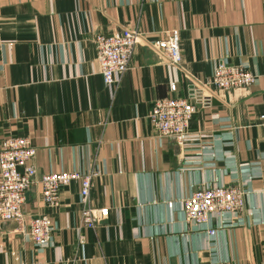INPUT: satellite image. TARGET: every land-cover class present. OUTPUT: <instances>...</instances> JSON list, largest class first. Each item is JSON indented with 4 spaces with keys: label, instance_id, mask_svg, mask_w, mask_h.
<instances>
[{
    "label": "crops",
    "instance_id": "obj_1",
    "mask_svg": "<svg viewBox=\"0 0 264 264\" xmlns=\"http://www.w3.org/2000/svg\"><path fill=\"white\" fill-rule=\"evenodd\" d=\"M125 27L143 39L106 84L93 38ZM172 31L177 65L152 46ZM217 60L244 66L255 83L215 88ZM167 97L195 106L184 143L158 136L148 119ZM263 110L264 0H0V146L28 137L38 176L97 170L91 204L109 208L84 227L78 181L56 206L34 183L23 224L0 222V264H264ZM228 185L246 192L239 212L186 222L185 197ZM38 215L52 225L43 246L27 235Z\"/></svg>",
    "mask_w": 264,
    "mask_h": 264
},
{
    "label": "built area",
    "instance_id": "obj_2",
    "mask_svg": "<svg viewBox=\"0 0 264 264\" xmlns=\"http://www.w3.org/2000/svg\"><path fill=\"white\" fill-rule=\"evenodd\" d=\"M143 39L136 29L128 27L110 34H96L93 38L95 58L99 73L106 84L116 81V74L129 69L135 46ZM154 49L171 65L181 61L178 32L172 31L165 38L152 43ZM257 76L238 64L217 60L210 84L219 90L240 88L255 83ZM191 96L194 97L192 90ZM197 99L205 104L208 97ZM196 109L185 98H160L154 101L148 119L158 136L175 138L184 143L189 135L188 126ZM264 126V110L259 116ZM35 147L26 136H7L0 146V222L15 221L23 224L22 206L25 194L34 183L40 185V195L48 206H56L61 188L72 182L80 183L79 202L81 222L84 227L93 228L109 215L106 206L95 207L91 204L93 179L97 170L89 172L62 171L37 175L33 163ZM246 192L239 186H201L182 201L186 222L195 226H205L211 216L236 214L244 206ZM214 234L213 228H208ZM27 235L38 246L46 245L52 236V225L47 215L33 217L28 224ZM80 238L79 244L82 245Z\"/></svg>",
    "mask_w": 264,
    "mask_h": 264
}]
</instances>
